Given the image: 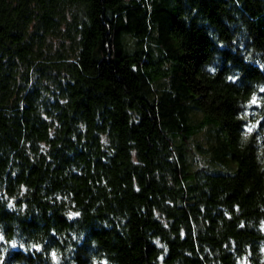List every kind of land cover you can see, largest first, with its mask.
<instances>
[{"label": "trees", "instance_id": "1", "mask_svg": "<svg viewBox=\"0 0 264 264\" xmlns=\"http://www.w3.org/2000/svg\"><path fill=\"white\" fill-rule=\"evenodd\" d=\"M0 264H264V0H0Z\"/></svg>", "mask_w": 264, "mask_h": 264}, {"label": "snow or ice", "instance_id": "2", "mask_svg": "<svg viewBox=\"0 0 264 264\" xmlns=\"http://www.w3.org/2000/svg\"><path fill=\"white\" fill-rule=\"evenodd\" d=\"M255 102V101H254Z\"/></svg>", "mask_w": 264, "mask_h": 264}]
</instances>
